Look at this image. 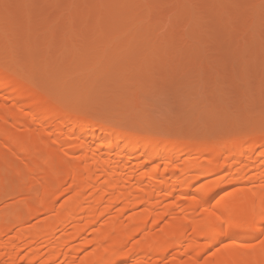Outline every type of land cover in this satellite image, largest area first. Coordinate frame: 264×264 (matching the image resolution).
Listing matches in <instances>:
<instances>
[{"label":"bare ground","instance_id":"1","mask_svg":"<svg viewBox=\"0 0 264 264\" xmlns=\"http://www.w3.org/2000/svg\"><path fill=\"white\" fill-rule=\"evenodd\" d=\"M82 109L42 92L0 60V148L11 151L0 158V182L15 183L11 196L32 194L18 213L0 217V264H264V235L243 243L264 233V128L218 147L118 131ZM36 119L60 131L58 145L74 133L68 148L46 147V129L32 128ZM114 150L120 153L111 156ZM192 153L204 157L176 163ZM236 164L230 182L252 173L253 184L218 197L229 180L221 171ZM39 214L47 220L25 225Z\"/></svg>","mask_w":264,"mask_h":264},{"label":"rangeland","instance_id":"2","mask_svg":"<svg viewBox=\"0 0 264 264\" xmlns=\"http://www.w3.org/2000/svg\"><path fill=\"white\" fill-rule=\"evenodd\" d=\"M0 60L42 92L78 103L118 131L219 147L264 128V0H0ZM40 122L33 120L32 128L46 129V147L68 148L74 133L58 145L60 131ZM10 152L1 147L0 158ZM182 157L177 164L204 155ZM233 166L219 172L229 180L218 197L253 184L252 173L230 182L240 168ZM15 189L13 181L0 182V217L18 213L32 199L11 196ZM74 191L58 199L57 207ZM46 216L34 215L25 225ZM263 235L243 243L256 244Z\"/></svg>","mask_w":264,"mask_h":264}]
</instances>
